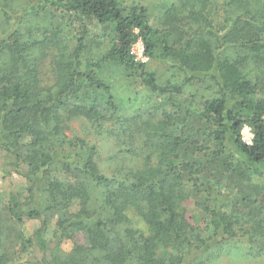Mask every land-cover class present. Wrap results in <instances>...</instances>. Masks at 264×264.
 Instances as JSON below:
<instances>
[{
	"label": "trees",
	"instance_id": "16d2710c",
	"mask_svg": "<svg viewBox=\"0 0 264 264\" xmlns=\"http://www.w3.org/2000/svg\"><path fill=\"white\" fill-rule=\"evenodd\" d=\"M17 1L25 5L20 15ZM161 9L162 27L157 28L146 7L126 0H0V150L14 157L13 166L26 168L20 174L30 184L27 208L12 194L9 213L18 222H41L29 243L43 250L48 248L43 217L49 211L59 216L57 226L65 237L84 232L90 241L63 260L53 257L51 264H209L223 244L264 238V200L248 221L236 217L208 167L225 161L235 174L236 160L264 174V84L254 72L264 69V0H168ZM221 12L226 27L215 28ZM31 17L43 26L27 31ZM94 23L111 45L86 66L85 42ZM139 40L148 59L189 76L160 83L156 72L135 62L131 49ZM47 61L55 80L51 87L40 79ZM107 74L137 81L173 108L164 109L159 123L144 124L147 137L138 145L142 128L128 135L125 152L142 158L143 166L112 176L100 170L96 145L67 134L70 121L86 119L97 130L116 122L112 128L126 135L125 120L133 113L118 102L120 87ZM193 85L208 98L198 102L193 94L185 96ZM130 86L126 89L139 95ZM181 116L186 117L182 122ZM193 119L196 129L190 131ZM245 127L253 134L250 145L242 139ZM182 150L208 161H187ZM222 178L224 189L233 192L225 173ZM85 179L103 188V204L116 222L134 207L149 235L127 230L124 237L108 240L102 221L87 215L65 219L75 202L87 198ZM39 196L43 208L35 205ZM192 196L205 202L203 227L186 217L184 204Z\"/></svg>",
	"mask_w": 264,
	"mask_h": 264
},
{
	"label": "rangeland",
	"instance_id": "374dc122",
	"mask_svg": "<svg viewBox=\"0 0 264 264\" xmlns=\"http://www.w3.org/2000/svg\"><path fill=\"white\" fill-rule=\"evenodd\" d=\"M168 0H126L128 5L139 4L146 7L151 15V23L157 28H161V17L164 16L162 12V6ZM18 8V14L20 15L24 10L23 3L17 1L15 3ZM215 28L226 27V22L222 12L219 17H215ZM43 26L40 20L36 18H29L28 23L25 24L27 31L34 28ZM77 30L73 32L76 34ZM103 29H101L96 23L90 25V35L86 38V48L82 61L86 66L88 61L92 58H97L103 55L110 48V42L104 41ZM214 41V40H213ZM132 53L136 63L145 64L151 71L156 72L159 82L166 83L168 81L172 83L181 82L187 73L179 72L178 69L173 68L167 62H160L157 60L140 59L137 53V46L133 45ZM256 75L262 80L264 84V69L254 70ZM40 79L41 83L45 87H51L54 84V75L50 61L42 63L40 67ZM107 78L113 76L110 80L113 85L120 87L117 90V100L124 102V108L126 112L133 113L126 117L125 122L130 127L127 130L126 135L118 131V126H115L116 122L111 124L106 123L104 130H97L86 119H74L68 123L67 134L69 136H79L89 141L91 144L97 147V164L100 170L108 176L123 170L136 167H142V158L138 159L136 156L126 153L128 145H124L127 137L130 133L137 132V126L142 128L141 132H137L138 143L142 142L147 135L144 131V124L154 125L162 120V113L164 109L173 110L171 105L166 99L150 95L148 90L141 87L137 81L129 82L125 78L115 77L114 75H106ZM131 86H130V85ZM126 86L135 87L138 94H135L132 89H126ZM193 94L198 102L208 98L209 93L204 92L199 86L193 85L185 89V96ZM211 96V93H210ZM126 98V99H125ZM124 99V100H123ZM136 108V109H135ZM181 116L179 119L181 122L186 118ZM183 119V120H182ZM117 120V119H116ZM179 120V122H180ZM119 121V120H118ZM195 119L189 121L188 129L194 131L196 125H193ZM111 129H115L117 134H113ZM148 133H151L147 129ZM251 137H253L250 128L245 127L242 131V139L244 142L249 143ZM134 148H136L134 146ZM139 152V151H138ZM146 150L143 149V153ZM182 155L187 161H192L195 158L207 162L203 155H194L182 150ZM14 157L4 150H0V264H51L53 257L58 260H63L65 257L71 254V252L77 246H86L89 244V237L84 232H78L75 235L67 238L63 234L64 232L59 229L57 222L59 216L52 215L49 211L43 218L47 222V229L44 234V240L47 243V249L43 250L37 244H30L29 240L33 242L36 232L41 228V222L37 220L25 219L23 222H18L12 218L9 213L11 195L16 194L20 196V203L22 208H27V197H29L28 188L29 182L21 176L26 170L25 167L13 166L12 162ZM232 169L236 170V173H231L228 170L226 162L211 163L208 167L211 173L219 179L221 192H223L222 199L229 202L228 211H231L236 217L242 218L244 221L249 220V215H255L261 209L260 202L264 200V174L259 169L246 170L245 167H241L238 161H234ZM238 163V164H237ZM241 168L242 170H239ZM264 171V170H263ZM21 173V174H20ZM226 174L227 184L234 189L230 191L224 189L223 174ZM85 186L88 192L86 199L77 201L73 207L67 212L65 219L77 216H88L93 221L103 222V234L108 240L124 237L127 230L142 231L145 235H149V228L145 221L142 219L139 212L134 207H129L125 213V219L121 222H116L113 211L103 204V188L95 186L92 181L85 179ZM229 196V197H228ZM245 197L246 202L243 201ZM198 197L192 196L185 204L184 209L186 217L189 222L195 227L205 226L207 215L205 213V202L198 200ZM39 202H43V196L38 197V201L35 205L43 208L39 205ZM237 214V215H236ZM83 218V217H82ZM84 220V219H83ZM86 220V219H85ZM163 251V250H162ZM215 253L210 258L209 264H264V238L262 240L255 241L253 243L241 241H230L215 249ZM210 257V256H209ZM50 261V262H49Z\"/></svg>",
	"mask_w": 264,
	"mask_h": 264
},
{
	"label": "built area",
	"instance_id": "2783aa9c",
	"mask_svg": "<svg viewBox=\"0 0 264 264\" xmlns=\"http://www.w3.org/2000/svg\"><path fill=\"white\" fill-rule=\"evenodd\" d=\"M134 45L137 46V53H136V55H137L140 59H142L143 61H144V58L147 59L148 57L145 55V46H144L142 40H139V41H138L136 44H134ZM131 53H132V50H131ZM132 55H133V53H132ZM146 57H147V58H146ZM252 135H253V134H252ZM252 139H253V137H251L249 143H246V142H245V143L248 144V145L252 144Z\"/></svg>",
	"mask_w": 264,
	"mask_h": 264
}]
</instances>
